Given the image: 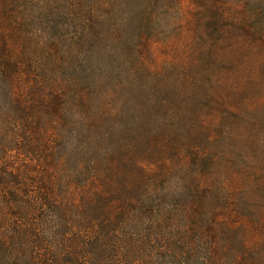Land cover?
I'll return each instance as SVG.
<instances>
[{"label": "trees", "instance_id": "1", "mask_svg": "<svg viewBox=\"0 0 264 264\" xmlns=\"http://www.w3.org/2000/svg\"><path fill=\"white\" fill-rule=\"evenodd\" d=\"M248 2L204 0L190 80L161 99L153 38L127 56L133 19L103 0H0V264H264V0ZM106 65L143 74L118 86L142 101L112 104Z\"/></svg>", "mask_w": 264, "mask_h": 264}, {"label": "rangeland", "instance_id": "2", "mask_svg": "<svg viewBox=\"0 0 264 264\" xmlns=\"http://www.w3.org/2000/svg\"><path fill=\"white\" fill-rule=\"evenodd\" d=\"M89 1L96 4L99 0ZM221 1L227 2V5H231L232 10L244 8L249 13L252 10V6L248 0ZM103 3L104 7L99 8V10H97L98 13H106V10L112 7L117 13L116 19H133L131 23L125 26L123 31L124 38L121 43V46L127 53V56L134 58V56L130 55H137L139 46H141L139 37L146 35V37L153 38L154 43L150 51V55H146L145 58V64L148 65L149 71H145L143 74H152L157 76L155 77L156 79H154L155 82H160V80L163 79L165 82L170 83L167 85V88H164L162 91L156 90V97L164 99L173 96L172 89L181 83L179 79L188 78L186 83H181L182 86L188 84L191 77V70H189L187 66L192 61V56L189 54V52H191L190 47L199 40V38L196 39L199 33L193 31L195 28L191 26V23L195 24L197 22V16L202 9L201 4L204 3V0H103ZM256 9L261 12L260 7H256ZM144 13H146V15L150 13L152 21L151 24H143L141 27L136 21L139 17L143 16ZM41 14L45 21H47L45 17H49L51 24L53 23V20L57 22L60 21L58 10L55 6L42 10ZM245 24L248 26L247 21ZM86 51L87 52L85 53L83 52L82 56V59L85 60L83 64L85 67L88 65L90 67L91 64L88 63L90 58L88 56L92 55V48H89ZM106 57H108V55L105 56V59ZM110 57L111 56L109 55V58ZM122 60L124 59H119L118 61L115 60L114 65L117 68H120ZM96 72L103 75L101 77L104 81L109 83L108 87L110 92H112L111 89L117 91L115 98L113 97L110 100L112 104H116V101L123 97L125 98V101L128 99L142 101L140 98L144 97L146 91L149 90L138 88L136 86L128 87L127 89L121 91L119 90L118 86L125 78H128V80L132 77L144 79V75L140 74V72L138 74L136 72L126 73L124 71V75L122 77H118V75L113 72L112 66L110 65H106L105 68L98 66L96 67ZM202 79L204 80V78ZM195 86L200 89L197 85ZM197 101L198 99H196V97L194 100L188 99V103L190 104L186 110H191V112L199 111L205 115L204 110L201 108L202 104ZM141 103L143 109L148 114L147 115L146 112L143 113L145 119H147V117L152 114L150 109L151 103ZM130 114H132V112L127 111L125 116ZM124 120L126 121L127 118H117L114 121H109V124L123 123ZM145 128H147V125ZM121 135V132L117 131L114 139L116 140L117 138H120Z\"/></svg>", "mask_w": 264, "mask_h": 264}]
</instances>
